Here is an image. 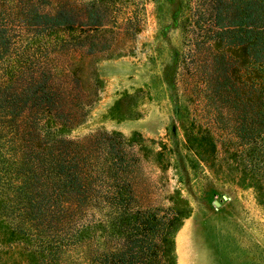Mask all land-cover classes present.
Returning <instances> with one entry per match:
<instances>
[{
    "label": "trees",
    "instance_id": "trees-1",
    "mask_svg": "<svg viewBox=\"0 0 264 264\" xmlns=\"http://www.w3.org/2000/svg\"><path fill=\"white\" fill-rule=\"evenodd\" d=\"M176 15L179 145L146 147L137 131L60 132L94 99L84 56L115 44L103 8L0 0V264H176L188 204L142 199V168H166V153L251 186L264 206V0H181Z\"/></svg>",
    "mask_w": 264,
    "mask_h": 264
},
{
    "label": "rangeland",
    "instance_id": "rangeland-1",
    "mask_svg": "<svg viewBox=\"0 0 264 264\" xmlns=\"http://www.w3.org/2000/svg\"><path fill=\"white\" fill-rule=\"evenodd\" d=\"M48 1L99 4L105 16L100 31L115 43L104 53L84 56V79L95 78L94 99L81 122L60 132L83 138L99 130L137 131L146 147L151 138L175 149L181 130L174 106L180 110L184 99L175 96L170 78L173 57L183 48L176 15L181 0ZM125 94L134 96L122 98ZM118 97L122 100L113 108ZM166 155V168H142V180L151 190L142 199L165 207L168 194H174L188 204L187 216L172 234L176 264H264V206L253 188L205 167L190 169L180 156Z\"/></svg>",
    "mask_w": 264,
    "mask_h": 264
},
{
    "label": "crops",
    "instance_id": "crops-1",
    "mask_svg": "<svg viewBox=\"0 0 264 264\" xmlns=\"http://www.w3.org/2000/svg\"><path fill=\"white\" fill-rule=\"evenodd\" d=\"M180 241H181V235L178 234V237H177V245H178V248H181V242ZM178 263H179V260H178Z\"/></svg>",
    "mask_w": 264,
    "mask_h": 264
}]
</instances>
